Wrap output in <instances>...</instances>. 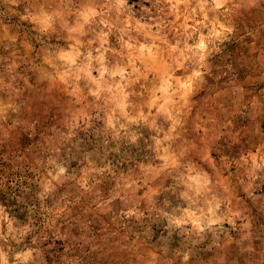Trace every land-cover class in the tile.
Returning <instances> with one entry per match:
<instances>
[{
  "label": "rangeland",
  "instance_id": "obj_1",
  "mask_svg": "<svg viewBox=\"0 0 264 264\" xmlns=\"http://www.w3.org/2000/svg\"><path fill=\"white\" fill-rule=\"evenodd\" d=\"M0 264H264V0H0Z\"/></svg>",
  "mask_w": 264,
  "mask_h": 264
}]
</instances>
